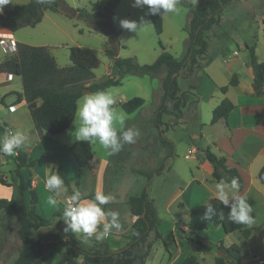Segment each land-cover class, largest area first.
Listing matches in <instances>:
<instances>
[{"label":"crops","instance_id":"crops-1","mask_svg":"<svg viewBox=\"0 0 264 264\" xmlns=\"http://www.w3.org/2000/svg\"><path fill=\"white\" fill-rule=\"evenodd\" d=\"M10 1L12 2V0ZM29 1L30 0H15L8 7H0V12H8L16 5L25 4ZM156 1L157 0H132L131 10L137 6H151ZM244 1L247 2V0ZM4 2L5 0H0V6L3 5ZM120 2L121 0L119 3ZM176 4H181V2L179 0H173L164 6L162 10L163 21L165 15L169 14V11L177 9L175 7L177 6ZM93 6V11H97L98 4L95 2ZM99 10L105 11L102 9ZM262 15L264 17V12ZM130 16L131 12L122 19V24L118 26V30H120L121 33V47H125V43H123L125 41L123 40L128 29ZM190 18L191 12L189 10L187 28L189 27ZM223 20L222 18L220 24L214 25L208 31V37L213 30L222 28ZM0 27L4 28L3 26ZM260 29L262 32L255 37L256 39L253 46L255 47L259 61L264 62V18L260 23L259 30ZM12 32L13 39L11 42H13V44L23 41L15 36L17 30ZM0 38L1 63L6 57L13 55L15 50L6 46V41L8 40L4 37ZM244 44L246 50L243 53L237 48L230 50L231 48H229L227 44L217 53H214V55L209 56L208 53L205 52L199 56L194 71L189 72L183 70L178 77L180 96L182 98V112L180 117H175V119L172 117L166 122L165 135L175 145L174 155L166 162V173L167 175L172 172L178 173L176 170L178 167H181L178 158L180 157L179 153H181L182 145L173 133L176 132L177 129L184 131H188L189 129V132H185L183 137L180 138V141L185 144L187 149L184 155L185 158L189 159L187 163L189 170L185 177H180L178 174V181L172 190L167 186L169 188L168 196L163 203L160 204L155 196H151L154 198V203L158 212L160 208H165L168 218L172 221L169 228H167L168 235L164 237L166 239L169 238L170 247H165L163 251H160V246H156V244L159 243H157L158 240H155L154 236L150 235L149 240L154 242L151 253L146 258L144 264H147L149 260H151L152 263L157 261L163 262L164 264H178L191 251L196 255L198 264H215L216 257L220 253L215 247L200 250L191 241L190 237L192 233H190L187 226L192 210L201 204L207 203L214 197L223 198L233 205L235 229L231 233H225L226 242L223 243L225 245H231L233 243L239 244L242 248V260H248L253 256L264 255V184L258 178L259 171L264 165V85L263 93L257 95L253 86L254 74L248 49V47L252 45L246 42ZM117 56L120 57L118 52ZM199 69L203 71L204 75V77H201V81L198 80L197 77V70ZM110 73H114L112 68L107 71V74ZM234 75L237 77V84L229 86V88L223 92L221 87L227 85ZM13 77L21 79L20 76L15 74L0 72V88L2 89L0 98L1 102L4 105L6 104L4 115H7L6 118L0 117V123H4L3 125L5 126L6 132H8V127L13 131L10 136L14 143L10 140V146L25 150L31 161L34 160L33 155L37 147L41 146L42 149H44V153H47L44 145V138L46 136L45 133L36 130L35 127V129L30 130V133H24L19 129L21 117L17 113L18 105L25 104L28 106V104L25 99L19 101L16 94L13 95L16 101H8L7 104L8 95L12 94V92L23 91V89L16 90L14 88L4 89V87L10 86ZM152 77H159L161 80L162 76L157 75ZM180 77H183L185 82L183 87L180 85ZM185 95H191L193 99L191 101H186ZM224 99L232 101L235 107L231 110L228 117L221 118L217 122L212 123L213 110ZM10 105H14L15 109L12 111L9 110ZM1 114L2 113H0V116H3ZM129 124L131 127L122 131L129 137V142H127L126 139L122 140V142L117 140V136H121L122 134V132L117 129L115 136L111 137V142L108 148H106V152L104 149L103 156L98 157L96 154L92 137V146L94 150L92 161L83 168H80L77 164L80 175L86 171L90 177V180H88V183L85 182L84 186H81V184L75 185L77 190L75 202L78 204L79 211L73 212L68 207L67 198L71 195L69 190L55 201L56 207L61 204L64 208V210L57 212V216L61 219L59 223L61 222L64 225V223H69L71 219L73 221V230L76 239L81 241L88 249L96 248L97 243H106L110 249L118 250L128 243L132 234V226L136 220V216L132 214L127 200L130 195L136 194H121L119 190V193H117V190H114L111 184L107 183L106 180L107 175L116 169H120L121 166H130L132 164L130 162V157H134L132 154L134 150L138 153V157L142 159L145 154H148L150 148L152 150L154 145L153 141L149 142L151 146H143L142 139L140 138L141 136H136L138 130L132 128V126H134L133 123ZM104 129L107 130V128ZM33 134H35L32 138L33 140L28 144L25 143V141H28V136ZM150 134L151 137H153L155 130L152 129ZM197 140L199 146L196 145V143H198ZM61 141V139L58 140L56 147L60 148L63 146L64 150L67 151H69V147L74 142V140L68 142ZM125 143L126 145L124 146ZM3 146L4 144L0 142V149L3 148ZM208 148L217 156L225 157L228 167L236 168L239 171L243 180L242 187L229 184L225 180H216L213 177V166L206 157V150ZM13 154H16V152H13ZM123 162L127 164H123ZM155 165L154 163L152 168L153 166L155 167ZM59 166L62 165H60L59 161L54 159L50 167L46 165L41 172L37 171L40 170V168L36 169L35 165L30 167L37 171L34 177L28 176L26 173L27 170H23V174L26 178L31 179L32 186L35 189L38 188L40 183H44L45 189H51L49 177L54 178V174L57 172ZM206 167H211L212 170L209 171ZM28 170L30 169L28 168ZM131 170L136 172L143 169L136 168V166L133 168L131 166ZM65 172L70 182L76 179L77 181L80 180L78 178L72 179L68 175V172ZM3 178H5V180L8 179L5 175H3ZM80 178L82 179V177ZM7 182L9 183L7 186L14 189L15 193V191H17L16 181L7 180ZM87 196H92V198H88ZM38 205L39 197L37 207ZM11 221H13L16 226H19L16 217L11 219ZM51 227L53 228V224ZM6 228L5 225L1 228L3 237H6L8 234ZM220 228L221 227L214 226V231L219 232ZM247 228H251V233L248 237L242 235V230ZM46 229L45 227H41L43 232ZM196 233L198 234V232ZM204 239L207 240L206 237ZM208 239H210V236ZM159 241L161 242V240ZM143 248L144 247H140L138 251L142 252ZM53 252L55 251L48 250L46 254ZM79 257L78 261H82L83 257ZM133 264H141V262L137 260Z\"/></svg>","mask_w":264,"mask_h":264},{"label":"trees","instance_id":"trees-1","mask_svg":"<svg viewBox=\"0 0 264 264\" xmlns=\"http://www.w3.org/2000/svg\"><path fill=\"white\" fill-rule=\"evenodd\" d=\"M119 1L111 0L107 11H90L85 7H70L65 0H30L25 4L16 5L8 12H0V26L12 31L27 26H36L42 21L46 10L61 11L62 9L69 17L82 18L89 25L104 29L109 36L106 51L113 59L114 73L95 80L94 70L100 66V59L84 47L71 46V65L59 67L47 46L22 42L14 43L15 52L0 63V72H8L21 77L23 91L12 92V94H16L19 101L26 100L36 130L40 132L46 130L51 134H59L71 126L78 110V100L84 95L85 89L88 88L90 92L105 93L111 86L120 85L127 74L161 75L162 95L159 108L155 113L154 125L158 129L161 146L167 148L166 159H169L174 155L175 145L164 136L162 114L168 111L167 103L171 102L172 110L170 111L176 117L181 116L182 98L178 77L183 70L194 71L199 56L207 51L208 31L214 25L220 24L224 9L237 0H210L207 8L191 5L185 55L182 58L175 57L160 41L163 49L160 55L154 62L144 64L140 63L135 56H117L118 49L122 46L121 33L113 26L110 16ZM172 1L157 0L149 7L150 18L159 35L164 29L162 10ZM248 49L254 74V90L257 95H260L263 93L264 85V62L259 61L253 45ZM236 84L237 77L234 75L227 85L221 87V90L225 92L229 86ZM144 103V98L136 96L120 105L127 113H132ZM234 107V103L229 99L222 100L213 110L212 123L228 117ZM105 112L100 114L98 122L85 138L76 140L69 147L70 153L80 168L87 166L94 157L92 146L94 133L104 131L110 137H114L117 133V129L105 130L103 128ZM4 130V126L0 125V133ZM6 154L13 163L17 196L0 198V210H9L14 214L19 223L18 234L21 240L18 258L12 264H43L48 250L58 253L65 252L68 264H133L137 260L144 264L153 246V241L149 240L150 234L155 232V240L162 238L158 231V210L154 198L148 194L147 187H145L140 194L130 195L127 200L132 214L136 216L128 243L118 250L110 249L106 243H99L94 249L86 248L81 241L76 239L71 219L69 224H64L58 230H54L51 227L52 219L39 215L37 211L38 193L32 186L31 179L23 174V169L34 166L35 161H30L27 152L17 147ZM206 157L213 166L212 174L216 180H225L229 184L243 186L239 171L228 167L225 157L217 156L209 148L206 150ZM163 168H165V162L160 164L157 173ZM139 172L146 174L149 181L154 175V172ZM57 173L60 180L69 187L70 194L77 197L65 169L59 166ZM258 178L264 184V165L259 171ZM0 183L9 185L3 178H0ZM87 197L92 198V196ZM35 222L39 227L47 228L41 236H35L32 232ZM211 225L221 227L226 233L234 231L235 222L231 202L214 197L192 210L187 226L192 233L190 239L198 248L205 249L208 245L196 232L207 229ZM250 233L251 228L242 230L243 236L248 237ZM140 247L145 249L139 252ZM216 247L224 253L216 257L215 264H242V248L239 244L225 245L220 241ZM79 256L83 257L82 261H78ZM178 264H198V260L191 251Z\"/></svg>","mask_w":264,"mask_h":264},{"label":"rangeland","instance_id":"rangeland-1","mask_svg":"<svg viewBox=\"0 0 264 264\" xmlns=\"http://www.w3.org/2000/svg\"><path fill=\"white\" fill-rule=\"evenodd\" d=\"M15 0H12L14 2ZM70 7L78 8L85 7L90 11H93V3L98 4V10L102 9L107 11L111 0H65ZM181 4H176L177 9H172L169 14L165 15L164 18V30L162 34H157L153 26L152 20L149 14V5L137 6L131 10L132 0H121L112 10L110 16L113 26L118 30L119 24H122V19L131 12L129 18L128 29L125 33L124 40L125 47L118 49L120 57L135 56L140 63H152L162 52L160 41L164 44L167 51L173 53L175 56L182 58L187 50L188 44V13L191 5L201 6L207 8L210 0H179ZM249 1V2H248ZM10 0H5L3 6H10L12 4ZM175 5V4H174ZM231 5V4H230ZM233 5V6H232ZM231 6H227L224 11L222 18V28H217L210 33L208 37V48L207 53L209 56L217 53L223 46L227 44L230 50L237 48L243 53L246 50L245 42L249 45H253L255 37H257L262 30L260 23L262 21L264 12V0H237ZM173 7V6H172ZM1 9V8H0ZM222 21V20H221ZM218 25V24H216ZM17 38L22 39V42L37 45L47 46L56 58L59 67H66L71 65L70 60V47L71 46H82L90 52L97 55L100 59V66L94 70V79L100 80L107 75L108 69H113V59L107 54L106 42L109 38L108 34L104 29L89 25L84 19L79 17H69L65 14V11L53 12L46 11L43 19L34 27H23L15 33ZM226 46V47H227ZM1 48V46H0ZM1 54V50H0ZM198 80L201 81V77H204L201 69L197 70ZM181 74V73H180ZM185 84L183 77H180V85L183 87ZM14 88L16 90L23 89L22 80L18 78H12L10 86L4 87V89ZM2 89L0 88V93ZM15 94L8 95L7 104L9 102H15ZM162 95L161 80L159 77H152L149 75H138V74H127L120 85L111 86L105 93L85 92L84 95L78 101V110L71 126L64 132L59 134H51L46 130L41 132L45 133L44 145L47 153H44V149L41 146L37 147L36 152L33 155L35 161V167L39 172L45 168L46 165L50 167L52 161L55 159L59 161L68 175L72 178H78L79 181L73 180L70 182L72 189L77 193L75 185L81 184V186L88 183L90 180L89 175L84 171L81 175L77 166L75 158L70 154L69 151L64 150L63 146L57 148L56 145L58 140L72 141L74 142L79 139L85 138L91 131L92 127L98 122L99 116L103 111H106V117L102 123L103 128L118 129L120 132L130 128L129 123H133L132 128L138 130L136 136H141L142 145L151 146L149 142L154 143L152 150L149 149L148 154H145L143 159L139 158L138 153L134 150V155L130 157V166H121L120 169H116L109 175H107V183H110L113 189L117 190V193L121 194H140L145 187H147L148 194L155 196L158 202L161 204L168 196V187L173 189L174 185L178 181V177H185L188 174L189 159L185 158L184 153L187 151L185 144L180 141L185 132L184 130H176L174 136L178 139L181 146V153H179V163L181 167L176 170L178 173L172 172L167 175L166 171V153L167 148L161 146V142L158 139V129L154 125L155 113L159 108L160 99ZM142 97L145 100L144 105L132 113H127L120 102H124L133 97ZM186 101H191L193 98L191 95H185ZM6 105V104H5ZM0 103V116L6 118L5 114L6 107ZM18 115L21 117L20 130L24 133H30V130L35 129L34 122L29 113V108L25 104L18 105ZM168 111L163 112L161 120L163 121V127L165 129L166 122L168 119H175V115L170 111L172 110V103L168 102ZM106 109V110H105ZM16 114V113H15ZM1 118V120H2ZM4 123H0L3 125ZM4 126V125H3ZM5 128V126H4ZM154 129V140L151 137L150 131ZM193 135V133L191 132ZM12 134H8L6 130L0 133V142L4 144L2 150L4 153L0 154V178L3 175L7 176V180H15L13 173V163L6 154L8 151H12L14 146H10V140ZM35 136L29 135V143ZM164 136H166L164 134ZM129 142V137L122 132L121 136H117V140ZM13 142V140L11 141ZM111 142V137L104 131L96 132L93 136L94 149L98 157L103 156L104 149L108 148ZM198 142V140H197ZM14 143V142H13ZM185 143V142H184ZM126 143L124 144V146ZM199 146V142L196 143ZM5 147V148H4ZM153 155V156H152ZM47 156V157H46ZM155 157V158H154ZM49 158V159H48ZM54 158V159H51ZM165 162V168L157 173V169L160 164ZM156 164L155 167L152 165ZM123 164H127L123 162ZM45 165V166H44ZM133 168H142L141 172H154L152 179L149 181L146 174L140 173L139 171H132ZM26 173L30 177H34L37 171L29 168ZM138 172V173H137ZM85 173V174H84ZM157 173V174H156ZM181 173V174H180ZM67 174V173H66ZM179 174V175H178ZM82 177V179L80 178ZM5 179V178H3ZM6 180V181H7ZM51 189H45L44 183H40L36 188L39 205L37 211L44 218H50L53 221L54 230H58L63 224L55 213L64 210L63 205L56 207L55 201L57 198H61L62 194L69 190V187L64 184L55 172L54 178L49 177ZM70 181V180H69ZM168 186V187H167ZM165 187V188H164ZM83 189V188H82ZM119 190V192H118ZM17 196V191L14 193V189L11 187L0 184V198H13ZM159 224L158 231L162 238L158 239L156 246H160V251L164 250L165 247H170L169 238L167 236V228L172 223L171 219L168 218V214L165 212V208H160L158 212ZM15 218L11 211H0V264L14 263L15 259L19 254V247L21 240L19 239L18 227L14 224L11 219ZM69 224V223H64ZM5 225L7 228V236L3 237L1 228ZM32 232L35 236H41L43 230L34 223ZM199 236L203 239L206 237L207 243L206 248L216 247V244L220 241L226 242L225 231L220 228L219 232L214 231V225L209 226L207 229L197 231ZM227 234V233H226ZM155 238V232L150 234ZM210 236V239H208ZM161 240V242L159 241ZM154 242V241H153ZM163 243V244H162ZM99 244L97 243L96 246ZM103 248V247H102ZM205 248V249H206ZM145 248H143L144 250ZM201 250V248H199ZM80 256L79 258H81ZM253 256L252 259L254 260ZM154 264H164L163 262H153ZM151 260L147 264H153ZM43 264H68L67 254L64 253H47L46 260Z\"/></svg>","mask_w":264,"mask_h":264},{"label":"built area","instance_id":"built-area-1","mask_svg":"<svg viewBox=\"0 0 264 264\" xmlns=\"http://www.w3.org/2000/svg\"><path fill=\"white\" fill-rule=\"evenodd\" d=\"M0 37H4L6 40H8V41H6V46L8 48L14 49V44H13V42H11L13 39V32L11 29L4 27L3 31L0 32ZM0 103L3 105V103L1 102V98H0ZM14 109H15L14 105L9 106V110L12 111ZM7 131L9 134H11L13 132L9 127L7 128ZM1 153H3L2 148L0 149V154ZM206 169H208L209 171L212 170L211 167H206ZM67 204H68V207L71 211H73V212L79 211V207H78V204L75 202L74 196L70 195L67 198ZM242 264H264V255L263 256H257V257H255L254 260L252 258H250L248 260H242Z\"/></svg>","mask_w":264,"mask_h":264},{"label":"water","instance_id":"water-1","mask_svg":"<svg viewBox=\"0 0 264 264\" xmlns=\"http://www.w3.org/2000/svg\"><path fill=\"white\" fill-rule=\"evenodd\" d=\"M85 92L89 93L90 90L87 88V89H85ZM219 253H220V254H223L224 252H223L222 250H219Z\"/></svg>","mask_w":264,"mask_h":264},{"label":"bare ground","instance_id":"bare-ground-1","mask_svg":"<svg viewBox=\"0 0 264 264\" xmlns=\"http://www.w3.org/2000/svg\"><path fill=\"white\" fill-rule=\"evenodd\" d=\"M3 31V28L2 27H0V32H2Z\"/></svg>","mask_w":264,"mask_h":264}]
</instances>
